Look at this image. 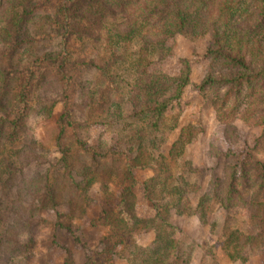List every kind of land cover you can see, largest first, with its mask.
<instances>
[{"label": "trees", "instance_id": "1", "mask_svg": "<svg viewBox=\"0 0 264 264\" xmlns=\"http://www.w3.org/2000/svg\"><path fill=\"white\" fill-rule=\"evenodd\" d=\"M206 38L197 84L187 57L177 60L174 74L153 71L171 58L177 40L191 45ZM188 88L212 109L227 145H210L220 171H209L192 214L206 225L212 205L244 213L250 229L242 231L227 216L220 249L233 263H248L249 253L264 257V161L258 156L264 0H0V196L9 197L10 216L0 257L6 264L30 259L35 244L31 238L22 243L21 235L37 217L84 250L83 264H190L193 248L173 222L189 210L190 187L171 164L201 132L171 115ZM59 103L52 157L29 119L52 118ZM237 122L261 130L244 151L235 150ZM142 171L149 176L137 178ZM137 187L147 217L137 212ZM95 197L99 211L89 224L106 232L90 249L74 224ZM140 235H149L146 244Z\"/></svg>", "mask_w": 264, "mask_h": 264}, {"label": "rangeland", "instance_id": "2", "mask_svg": "<svg viewBox=\"0 0 264 264\" xmlns=\"http://www.w3.org/2000/svg\"><path fill=\"white\" fill-rule=\"evenodd\" d=\"M209 40L202 39L188 45L187 42L177 40L174 54L169 60L156 62L153 65V71L157 73H176L179 68L177 60L182 57H187L193 62V74L191 82L197 84L204 76V66L199 60V57L204 55ZM79 45L74 43L71 51H78ZM134 48L130 50L132 53ZM122 77L129 81L131 80L130 72L125 69L121 71ZM62 111L61 104H57L54 116L47 118H30L29 124L34 129V135L38 142L56 157L55 152V138L57 135L56 120ZM178 117L180 126L191 124L199 127L201 132L197 138L186 146L183 154L171 162L175 177L181 175L187 181L190 187L189 192V210L185 213L178 214L173 218L175 225L183 233V240L187 246H192V256L190 264H202L203 260L206 264H242L230 262L220 249V234L224 226L227 216H234L237 218L238 227L247 232L251 227V223L244 213L233 214L231 212L223 211L216 205L211 206V211L207 215L206 225H201L193 210L196 208L199 197L204 192L208 182L209 171L216 168L219 172L217 162L211 158L209 147L211 144H216L224 149L227 145L223 141V128L216 121L214 112L201 97H199L192 88H188L185 92L183 103L171 113ZM237 130L241 136V140L235 147V150H245L251 147L255 140L260 137V129L245 126L237 122ZM261 160L264 161V146L260 155ZM194 170L193 173L188 171L187 165ZM137 178L143 179L149 176L146 171L136 173ZM95 191H93V194ZM137 194V212L140 217H147L150 215L149 209L144 203L142 191L139 187L136 189ZM3 200V209L0 211L1 228L0 234H3L6 227L10 224V216L6 207L9 203V197ZM94 205L83 220H78L74 224L75 236L79 237L81 241L87 245L88 248L94 249L98 245L100 236L105 234L106 229L91 228L90 221L98 213V199H93ZM45 219L51 221L52 215L44 216ZM31 238L35 244L34 251L30 259L26 260V264H83L84 250L73 243V240L68 235L62 232H55L53 228L41 223L37 217L31 222L29 232L21 235L22 243H26ZM149 235H140V243L146 244ZM248 263L245 264H264V257L256 255V253L248 254ZM70 256L71 260L67 258ZM17 261V260H15ZM203 263V264H205ZM0 264H6V259L0 257ZM116 264H126L124 261Z\"/></svg>", "mask_w": 264, "mask_h": 264}]
</instances>
